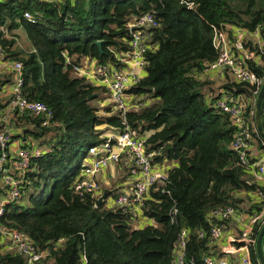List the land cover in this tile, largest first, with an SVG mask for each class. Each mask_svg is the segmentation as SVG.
<instances>
[{
	"label": "trees",
	"instance_id": "trees-1",
	"mask_svg": "<svg viewBox=\"0 0 264 264\" xmlns=\"http://www.w3.org/2000/svg\"><path fill=\"white\" fill-rule=\"evenodd\" d=\"M25 10L31 19L24 17ZM144 12L154 14L156 25L147 29L144 73L125 90L133 97L124 117L133 131L145 135L147 150L156 152L152 162L175 163L145 191L138 213L108 202L118 187L97 206L94 194L73 187L88 146L102 142L106 128L118 131L124 122L109 89L78 74L73 65L88 57L118 66L115 55L131 38L126 23ZM0 24L7 31L0 29L6 58L22 62L23 94L51 111L45 125L28 111L7 120L12 139L46 150L32 158L19 198L6 204L0 218L7 227L25 231L37 247L63 238L42 264H173L183 228L184 264H205V256L220 255L207 214L227 205L249 212L264 204V184L238 164L231 148L239 129L217 105L221 97L243 96L244 115L255 126L252 85L225 71L215 89L203 73L204 64L218 56L214 27L259 26L264 38V0H0ZM18 28L26 37L24 46L16 40ZM245 46L258 50L251 40ZM259 56L260 63H247L264 77V47ZM12 75L0 72V87ZM260 121L264 130V96ZM251 133L256 142L251 145L264 151L257 131ZM116 167L125 183L128 167L123 162ZM256 191L263 193L261 199L253 196ZM138 216L142 225L133 223ZM262 221L254 224L255 239ZM227 224L238 236L234 220ZM249 249L253 264H259L255 246ZM1 263L27 264L24 254L0 244Z\"/></svg>",
	"mask_w": 264,
	"mask_h": 264
},
{
	"label": "built area",
	"instance_id": "built-area-1",
	"mask_svg": "<svg viewBox=\"0 0 264 264\" xmlns=\"http://www.w3.org/2000/svg\"><path fill=\"white\" fill-rule=\"evenodd\" d=\"M191 5L192 3H189V6ZM23 14L27 19L32 18L29 10H25ZM126 24L131 38L128 48L115 55L118 66L96 64L94 59L88 57H84L80 63L73 65V69L78 74L89 78L94 83L105 85L109 89L114 106L120 109L124 120L123 126L115 135H106L102 142L88 146L81 171L74 180L73 187L76 191L90 192L97 197L101 192L100 178L103 170L109 165L123 162L128 167L130 178L125 184L115 187L119 190L111 203L139 213L145 191L156 180L165 177L167 167L163 163L152 162V156L156 152L147 150L145 135L133 131L124 117L130 98L125 95V90L136 83L144 73L147 64V40L150 35L147 29L156 25L155 16L151 12H144L133 16ZM227 28L231 34L228 33ZM227 28L214 27L212 42L218 50V56L215 60L204 64L203 73H214L221 78L226 71L234 79L252 85L251 93L257 96L264 77L251 69L247 60L261 62L259 51H262L264 47V38L261 37L260 27L254 30L236 26H227ZM0 29L7 32L1 24ZM248 40L257 43L258 50L245 46ZM65 61H70L69 56L65 57ZM21 69L20 60L6 58L0 41V72L5 70L13 72L12 80L0 87V98L3 102L0 107V218L5 212L6 204L19 198L32 158L46 150L36 143L29 145L27 142L26 146H22L19 138L12 139L11 132L6 126L9 116L15 112L28 111L35 116H40L41 123L44 125L51 117L47 104L40 100L29 99L23 94ZM244 104L243 96L228 100L221 97L217 100V105L230 115L239 129L231 143V148L236 152L238 164L244 166L258 182L264 184V151L255 149L251 145L253 138L251 132H256V127L251 126L246 120ZM253 196L261 199L263 193L256 191ZM207 215L211 222L210 236L217 243H220L223 237L230 235L232 228L227 224V220H234L240 232L238 236L231 237V241L240 242L234 244V249L242 252L240 264H253L249 249L252 245L255 246L252 231L255 222L264 219V204L259 210L249 212L238 211L234 206L227 205L215 208ZM186 235L187 230L183 228L178 238L173 264H184L182 248L185 245ZM62 241L63 238L58 237L47 246L37 247L31 243L25 231L9 228L0 220L1 246L24 254L27 264H42V259L48 256L53 249L58 248ZM262 250H264L263 246ZM217 252L220 255L205 256L204 263L228 264L223 245L218 246ZM83 264L86 262L83 261Z\"/></svg>",
	"mask_w": 264,
	"mask_h": 264
},
{
	"label": "rangeland",
	"instance_id": "rangeland-1",
	"mask_svg": "<svg viewBox=\"0 0 264 264\" xmlns=\"http://www.w3.org/2000/svg\"><path fill=\"white\" fill-rule=\"evenodd\" d=\"M14 31L17 33L16 40H17L18 44L22 45V46L26 45L27 44L26 37L24 36V33L22 32V30L20 28H18V29H14ZM205 77L210 79V81H211L210 85H212L216 89V87L218 85V81L220 80L218 78V76L214 73H207V74H205ZM129 97H130V99H132L133 96H129ZM128 103H129V101H128ZM99 127H101V126H99ZM253 140L254 139H252L251 141L253 143H256ZM252 147H254V146H252ZM166 163H169V162L165 161L163 164L165 166H167ZM167 167H169V166H167ZM109 173H113V176L109 177ZM101 175H102V177L100 178L101 187H105L108 189L115 188L116 186H120V183L124 178V174H122L120 172V169L118 167H116V165H113V168H112V165H109V167H107L103 170ZM111 200H112V198H109V203H111ZM24 203H25V200H24ZM133 223H135V224L137 223L138 225H142L143 224V218L138 216L137 218L134 219ZM231 232H233V231L231 230Z\"/></svg>",
	"mask_w": 264,
	"mask_h": 264
},
{
	"label": "water",
	"instance_id": "water-1",
	"mask_svg": "<svg viewBox=\"0 0 264 264\" xmlns=\"http://www.w3.org/2000/svg\"><path fill=\"white\" fill-rule=\"evenodd\" d=\"M101 41L102 40H97L96 43L98 44V46L101 45ZM101 50V49H100ZM94 94H90L88 97L91 98L93 97ZM264 96V82L255 98V102H254V122H255V126H256V131L258 133V135L261 137V139L264 141V130L260 121V107H261V101L262 98ZM115 188H103L101 190V192L98 194L97 197H95V205H99L106 197L107 194L114 191ZM264 234V220L262 221V225L260 227V230L256 236L255 239V250H256V254H257V258H258V262L259 264H264V252L262 250V237Z\"/></svg>",
	"mask_w": 264,
	"mask_h": 264
},
{
	"label": "crops",
	"instance_id": "crops-1",
	"mask_svg": "<svg viewBox=\"0 0 264 264\" xmlns=\"http://www.w3.org/2000/svg\"><path fill=\"white\" fill-rule=\"evenodd\" d=\"M84 58H82L83 60ZM117 133V129L115 128H106L105 131L103 132V135H115ZM253 146V145H252ZM175 161H170L169 163H166L167 166H170L174 164ZM165 166V167H167ZM109 167V166H108ZM115 167V166H114ZM113 168V165H112ZM113 176V173H109V177ZM129 179V177H127ZM128 180L125 181V183ZM124 182L122 184H125ZM121 184V183H120ZM231 237H236L233 232L230 231V235L227 237H223L222 240L220 241V245H223L224 247V254L227 257L228 264H240V257L242 252L239 250H235V243L234 241H231Z\"/></svg>",
	"mask_w": 264,
	"mask_h": 264
}]
</instances>
